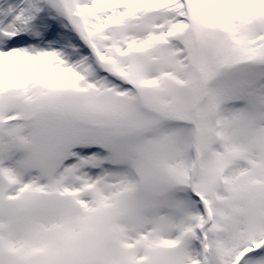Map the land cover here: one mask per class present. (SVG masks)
Wrapping results in <instances>:
<instances>
[{
    "label": "snow or ice",
    "instance_id": "obj_1",
    "mask_svg": "<svg viewBox=\"0 0 264 264\" xmlns=\"http://www.w3.org/2000/svg\"><path fill=\"white\" fill-rule=\"evenodd\" d=\"M0 264H264V0H0Z\"/></svg>",
    "mask_w": 264,
    "mask_h": 264
},
{
    "label": "rangeland",
    "instance_id": "obj_2",
    "mask_svg": "<svg viewBox=\"0 0 264 264\" xmlns=\"http://www.w3.org/2000/svg\"><path fill=\"white\" fill-rule=\"evenodd\" d=\"M106 236L103 231V225L97 224L94 226V229L83 239L74 241L77 245H92L97 244L99 246H103L105 242Z\"/></svg>",
    "mask_w": 264,
    "mask_h": 264
}]
</instances>
